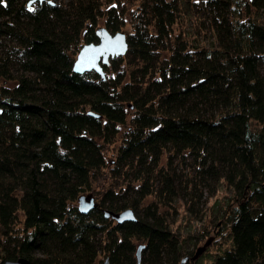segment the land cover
I'll list each match as a JSON object with an SVG mask.
<instances>
[{
	"label": "trees",
	"instance_id": "16d2710c",
	"mask_svg": "<svg viewBox=\"0 0 264 264\" xmlns=\"http://www.w3.org/2000/svg\"><path fill=\"white\" fill-rule=\"evenodd\" d=\"M29 1L0 0V262L94 264L103 248L111 264H134L138 237L143 264H178L186 260L180 239L157 201L184 198L190 209L222 181L234 190L225 221L231 245L212 264H264V22L256 16L264 0H199L216 38L208 46L174 33L190 0H142L128 49L103 63L115 73L105 77L75 72L73 63L85 42L99 40L103 14L110 31L121 30L115 7ZM126 58L135 65L129 72L121 70ZM128 104L134 113L115 162L140 183L126 198L108 190L105 209L83 213L72 202L106 165L103 141L127 120ZM174 155L191 156L194 173L179 172ZM150 194L156 200L140 210ZM126 208L136 219L111 226L105 210Z\"/></svg>",
	"mask_w": 264,
	"mask_h": 264
},
{
	"label": "rangeland",
	"instance_id": "374dc122",
	"mask_svg": "<svg viewBox=\"0 0 264 264\" xmlns=\"http://www.w3.org/2000/svg\"><path fill=\"white\" fill-rule=\"evenodd\" d=\"M62 8L68 7L71 0H53ZM101 4L103 11L108 8L115 7L120 18L123 20L121 30L129 32L132 30L133 17L141 12L142 0H98ZM190 0L188 9L184 12V15L174 25V33L181 35L193 44H199L201 46L214 44L216 38L214 37L210 26L208 25V13L204 9V6L198 8L199 0ZM196 4V5H195ZM243 13H247L243 11ZM257 19L264 22V16L256 14ZM106 14L100 17L98 22V28L106 26ZM4 42H9L5 40ZM3 46H0V51ZM168 51H163L161 54L166 56ZM135 65L128 61L126 58L121 66V70L127 72L131 71ZM14 73H22V69L14 66ZM107 75L115 74L112 70L105 71ZM133 105L128 104L129 114L127 120L119 124V130L113 136L112 141L104 142L102 144L103 154L106 160V165L97 169L92 175V187L84 194L93 195L95 202L98 203L101 208L105 209L100 204L102 196L108 190H113L118 197L126 198L132 195V190L129 187L138 185L140 182L135 179L130 167L124 168L128 173L120 168H117L115 162L118 146L122 143L126 131L131 125L130 118L134 113ZM173 166H176L177 170L181 173L191 172L194 173L193 158L189 155H174ZM167 165V153H164L161 157L159 167ZM121 170V171H120ZM131 182V185H129ZM134 184V185H132ZM124 195V196H123ZM234 190L228 184L220 182L218 190L214 195L209 196L207 191L204 194L198 204L194 207L187 208L186 199L174 198L172 204H165V202L157 201L158 212L166 216L169 227L180 239V257L186 260H182L178 264H212L216 255L222 253L225 249L231 245V239L229 230L226 227L225 221L229 214V210L233 208L234 202ZM123 200V199H121ZM156 200L154 194L146 196L141 204L140 210L143 209L148 203ZM79 208V200L72 202ZM140 210H135L136 215H140ZM121 211V210H119ZM109 224L114 225L117 220L110 217ZM24 214L22 211L18 212L17 220L14 224V230L19 233L23 228ZM1 228V226H0ZM109 234V233H108ZM101 237V233L98 234ZM105 236V234H104ZM103 233H102V237ZM108 236V235H107ZM106 236V237H107ZM134 250L131 251L132 258H134V264H143L146 256V247H142L141 252L138 254V247L144 246L146 241L142 238H133ZM205 245L204 250L196 257L193 258L197 249ZM190 253V251H192ZM109 255L107 249L101 248L97 259L94 264H104L106 256Z\"/></svg>",
	"mask_w": 264,
	"mask_h": 264
},
{
	"label": "water",
	"instance_id": "95a60500",
	"mask_svg": "<svg viewBox=\"0 0 264 264\" xmlns=\"http://www.w3.org/2000/svg\"><path fill=\"white\" fill-rule=\"evenodd\" d=\"M36 0H30L31 4ZM42 1V0H40ZM53 1V0H50ZM128 49V41L126 32L118 30L110 31L106 26L100 28V38L98 41L85 42L76 54L73 70L78 73H83L88 70H95L105 77L103 63H108L109 58L115 55L125 54ZM100 116L99 114H96ZM98 203L95 202L93 195L84 194L79 197V209L81 212H89L92 208H96ZM107 216H112L119 222L125 220H135L136 216L132 208H126L121 211L105 210ZM142 246L138 247V254L141 252ZM205 248V245L199 247L193 256L196 258ZM0 264H31V261L23 256L16 259H5ZM104 264H111L109 258L105 259Z\"/></svg>",
	"mask_w": 264,
	"mask_h": 264
},
{
	"label": "bare ground",
	"instance_id": "6f19581e",
	"mask_svg": "<svg viewBox=\"0 0 264 264\" xmlns=\"http://www.w3.org/2000/svg\"><path fill=\"white\" fill-rule=\"evenodd\" d=\"M80 210V209H79ZM106 215V214H105ZM107 216V215H106ZM110 216V215H109ZM109 216H107V217H109Z\"/></svg>",
	"mask_w": 264,
	"mask_h": 264
}]
</instances>
